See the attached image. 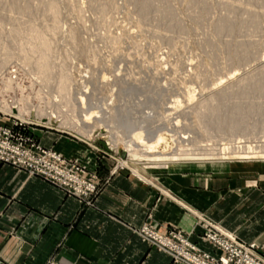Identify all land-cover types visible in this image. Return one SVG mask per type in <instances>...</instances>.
<instances>
[{"label": "rangeland", "instance_id": "obj_1", "mask_svg": "<svg viewBox=\"0 0 264 264\" xmlns=\"http://www.w3.org/2000/svg\"><path fill=\"white\" fill-rule=\"evenodd\" d=\"M147 1L151 5L143 12L146 0H0V126H12L14 134L60 154L67 167L74 165L88 175L86 182L94 184V191L69 192L40 175L0 162L96 207L110 175L125 170L143 178L142 170L152 168L153 156H146L140 145L148 133L157 126L172 131L184 121L188 129L204 105L217 110L203 113L206 142L194 148L205 143L206 148L217 143L230 146L232 141L240 147L259 146L262 140L264 144V0ZM49 5L54 8L48 10ZM227 18L231 22L219 32ZM42 51L48 54L46 75L36 69ZM67 98L73 101L67 103ZM78 107L89 111L88 124L81 122L85 130L61 125ZM230 115L236 123L228 119ZM98 121L104 127L91 130ZM123 125L131 133H121V138L117 130L121 132ZM37 129L86 144L97 166L88 168L79 157L43 145ZM107 134L116 138L114 143ZM254 151L259 148L248 152L251 160L260 158ZM161 156L160 161L169 160ZM171 157L179 159L173 162L199 160ZM99 165L108 171L104 178ZM199 217L206 241L209 227ZM144 225L152 226L145 222L134 232L151 245L142 235ZM159 251L170 257V264H177L166 251Z\"/></svg>", "mask_w": 264, "mask_h": 264}, {"label": "crops", "instance_id": "obj_2", "mask_svg": "<svg viewBox=\"0 0 264 264\" xmlns=\"http://www.w3.org/2000/svg\"><path fill=\"white\" fill-rule=\"evenodd\" d=\"M35 131L43 145L97 166L76 138ZM253 161L259 162L180 161L143 169V178L118 171L96 207L0 162V264H170L134 232L145 222L161 232L177 228L217 255L201 237L200 215L255 242L264 257V161ZM97 170L102 178L108 174L101 165Z\"/></svg>", "mask_w": 264, "mask_h": 264}, {"label": "built area", "instance_id": "obj_3", "mask_svg": "<svg viewBox=\"0 0 264 264\" xmlns=\"http://www.w3.org/2000/svg\"><path fill=\"white\" fill-rule=\"evenodd\" d=\"M11 127L0 126L1 161L40 175L69 192L81 190L86 194L93 193L94 184L86 182L88 175L78 171L74 165L67 167L57 152L34 143L28 137L14 134ZM199 218L207 221L209 229L205 240L219 251L218 255L201 249L177 229L161 232L153 226L144 225L141 227L142 235L151 245L170 254L177 264H264V257L257 252L255 242H246L205 217Z\"/></svg>", "mask_w": 264, "mask_h": 264}, {"label": "bare ground", "instance_id": "obj_4", "mask_svg": "<svg viewBox=\"0 0 264 264\" xmlns=\"http://www.w3.org/2000/svg\"><path fill=\"white\" fill-rule=\"evenodd\" d=\"M92 1H94V0H92ZM143 3H144V5H143V7L141 9H142L143 12H147V10L149 9V7L151 5V2L146 0V2H143ZM53 8H54L53 5H49L48 10H52ZM27 9L30 10L31 7H27ZM223 21L224 22L219 25L220 27H218L219 28V32L223 31L225 29V27H227V25L231 22V20H229L228 18H227V20H223ZM253 22H255V21H253ZM37 36H39V35H37ZM116 37H118V36H114V38H116ZM40 38H42V37H40ZM39 50H41V49H39ZM38 53H39V56H38V59H37V65L38 66H37L36 69H37V71L40 74L46 75V74H48V70H47V66L48 65H46L47 64L46 60H47L48 54L45 53L44 51L38 52ZM8 56H10V53L6 54V57H8ZM172 100H173L172 102H174V99H172ZM72 101H73L72 98H67L65 102L71 103ZM212 106L213 105H211V104L204 105L203 106L204 107L203 111L205 112V111L208 110V112L210 111V113H214L217 109L215 107H212ZM85 108L86 107H84V108L81 107V108H79V110L77 109L76 113H74L73 116L65 117L64 120L62 121L61 125L69 127L70 129H74L75 131L84 129L85 126H83L81 124V122H85V124L86 123L88 124L87 121L89 120V117H90L89 111L85 110ZM212 108H214V109L212 110ZM240 108L241 107H239L238 110ZM238 110H237V112H238ZM241 110H242V108H241ZM233 112H234V110H233ZM203 113H200L199 115H196L194 117L193 122H195V124L191 123L189 125V128H191L190 126H192L195 129V131H192V129L190 130L189 128L187 129L186 128L187 125H186V123H185V121L183 119L182 121H184V122H182V125L179 126V128H175V129H173L171 131L169 129L170 127L168 129L167 128L164 129V128H161V126H160V128H161L160 129L159 126H157L159 129L158 128L156 130L154 129V130H152L153 131L152 133H150V134L148 133L145 136V138H147V139H143L144 141L140 145L142 146L143 153L146 156H153L154 162L151 163L152 164L151 165L152 168L161 167V166H167L170 163H174L173 162L174 160H179V159H174V157L172 158L171 156H191V157L199 159L197 161L251 160L250 157L247 155L248 152L251 151V150L258 149V148H259V151H254V153H256L257 155L258 154H261V155L259 156L260 157L259 159H255V160L264 161V150H263L264 144H263V140H262L261 145H259V146H256L255 144H253V145H255L254 147L252 145L250 146V145H247V144L246 145H242L240 147L239 145L233 144L234 143L233 141H232L233 143L230 142L231 141L230 140V141H228V143L230 142V146H227V144H226V146L219 147L218 146L219 143H217L218 145L216 147H214L215 145L212 146V144H211V145H209L211 147L208 146V148H206L207 144L205 143L206 147L203 146L204 147L203 148L201 146L202 148L201 147L198 148L199 147L198 143L200 141H205L206 142L205 135H204L205 132L203 130L204 129L203 127H206L207 123H205L204 121H201V119L204 118L203 117L204 116ZM229 117H230V119H229ZM233 117L230 115V116H228V119L231 120L232 123H233V121H235L234 123H236V120L232 121ZM183 118H185V117H183ZM217 118H218V116H217ZM74 119H75V121H74ZM227 122H229V121H227ZM183 123H185V124H183ZM232 126H234V125L232 124ZM100 127H104L103 121H98V122L94 123V125L92 124V129L91 130L94 131L95 129H98ZM127 127H126V125H123L122 130L125 131V132H122V130H121V132L119 130H117L118 131V135H121V138H124L121 133H123V134L125 133L126 134V132L130 131V129L127 128ZM229 127H230V123H229ZM174 130H176V131H174ZM130 133H131V131H130ZM105 136L109 139V142L114 143V140L116 138H114L113 135H110L112 138L109 137L108 134L105 135ZM114 136L117 137V135H115V134H114ZM240 139H242V138H240ZM239 144H241V143L239 142ZM194 146H198V147L194 148ZM241 148H242V150L239 151V149H241ZM136 150L137 149H135V151ZM164 154L166 155V157L169 158V160L160 161V158L162 157L161 155H164ZM202 159H204V160H202ZM158 161H160V162H158ZM175 162H180V161H175ZM121 163H124V162L121 161ZM155 165H157V166H155ZM148 167H150V166L148 165ZM134 170H135V172L137 174L138 173L137 170L136 169H134Z\"/></svg>", "mask_w": 264, "mask_h": 264}]
</instances>
